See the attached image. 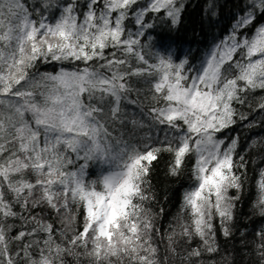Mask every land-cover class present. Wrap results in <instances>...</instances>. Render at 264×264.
I'll list each match as a JSON object with an SVG mask.
<instances>
[{
    "label": "snow or ice",
    "instance_id": "obj_1",
    "mask_svg": "<svg viewBox=\"0 0 264 264\" xmlns=\"http://www.w3.org/2000/svg\"><path fill=\"white\" fill-rule=\"evenodd\" d=\"M206 5L211 23L220 5ZM185 7L0 0V264H235L221 255L217 220L231 238L249 162L238 137L226 144L219 134L248 120L243 107L264 116L256 95L264 92V0H237L229 35L198 68L155 51L146 20L156 14L176 26ZM40 63L60 68L41 73ZM251 147L264 150V139ZM164 153L170 176L189 157L194 164L180 231L166 234L161 255L154 233L163 209L147 205L153 162ZM92 165L100 167L94 179ZM258 175L253 214L264 218V168ZM248 258L264 264V226Z\"/></svg>",
    "mask_w": 264,
    "mask_h": 264
},
{
    "label": "trees",
    "instance_id": "obj_2",
    "mask_svg": "<svg viewBox=\"0 0 264 264\" xmlns=\"http://www.w3.org/2000/svg\"><path fill=\"white\" fill-rule=\"evenodd\" d=\"M31 4L34 0H28ZM186 7L181 15L179 24L172 26L167 20L155 19L156 14H149L146 20L154 23L155 27L149 30L154 45V50L166 55L170 50L176 62L188 59L189 64L194 68H198L204 61L210 50L229 35L235 15L237 12V0H218L220 7L218 15L213 18V22H209L206 9V0H184ZM160 17L164 16L161 12ZM128 28L135 31L132 22H126ZM142 42L147 43L146 38H141ZM65 67H71L65 65ZM60 68L56 63H40L38 71L56 72ZM136 87L144 88L141 84ZM257 96L264 95V92H257ZM135 99V94L132 95ZM143 99V96L141 97ZM130 114H135L137 118L140 116V108L138 105H129ZM147 108H145V112ZM248 115V120L240 121L225 129L219 136L225 139L226 144L233 138H239V147L237 151L244 155L248 160L247 177L244 185V191L241 200L237 205L235 220L233 222V235L231 238H224L219 231V223L217 220V241L221 247V255H230L234 257L235 264H248V253L252 250L255 232L264 226V218L253 214L254 205L256 203L258 191L257 180L259 179V170L264 168V150L260 147H251L253 141L259 143L264 139V116L258 112H252L249 108H241ZM256 120V126L248 127L249 121ZM172 157L170 154H161L159 159L153 162L150 174L152 192L155 199L147 206L153 212L160 213L156 221V227L159 228V235L154 233L155 242L160 247L161 255L164 254L167 244L166 234L173 229L180 231L179 223L181 217V208L183 203V195L186 190L193 186V178L191 174L194 160L189 157L187 166L182 170L179 176L173 177L169 175V164ZM89 175L95 178L100 171L98 165H92L89 168ZM232 194H235L234 192ZM185 221L188 220L187 214L183 215ZM19 226V225H18ZM59 227V224H57ZM243 234V235H242ZM219 259V257H218Z\"/></svg>",
    "mask_w": 264,
    "mask_h": 264
}]
</instances>
